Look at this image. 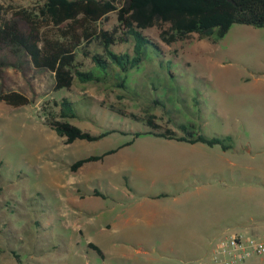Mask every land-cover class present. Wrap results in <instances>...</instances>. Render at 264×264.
I'll list each match as a JSON object with an SVG mask.
<instances>
[{
  "label": "rangeland",
  "instance_id": "obj_1",
  "mask_svg": "<svg viewBox=\"0 0 264 264\" xmlns=\"http://www.w3.org/2000/svg\"><path fill=\"white\" fill-rule=\"evenodd\" d=\"M42 2L3 1L7 18L23 31L29 24L15 11ZM117 24L113 11L100 26ZM161 29L168 25L145 30L161 48L149 44L144 61L127 71L98 69L79 53L100 79L75 80L70 89L55 90L54 73L35 67L25 51L0 47V87L31 100L19 107L0 102V264H213L206 248L224 234L222 222L229 232L264 237V28L234 24L222 37L194 33L170 44ZM103 49L98 42L88 47L91 54ZM113 49L132 52L133 45ZM63 97L76 104L73 124L94 135L111 133L65 143L41 112L45 102ZM148 114L180 134L181 124L208 136L231 133L233 146L223 151L155 137L148 134ZM110 149L117 151L71 169ZM163 191H183L181 199L192 204L207 200L177 203L190 209L177 218L198 219L194 230L180 234L160 219L164 208L138 206ZM166 198L172 206L173 197ZM150 209L157 215L145 216Z\"/></svg>",
  "mask_w": 264,
  "mask_h": 264
},
{
  "label": "trees",
  "instance_id": "obj_2",
  "mask_svg": "<svg viewBox=\"0 0 264 264\" xmlns=\"http://www.w3.org/2000/svg\"><path fill=\"white\" fill-rule=\"evenodd\" d=\"M3 1L0 0V47L10 45L25 51L35 67L51 70L55 90L70 89L75 80L86 83L100 79L93 69L84 68L85 64L78 59L79 53L91 57L98 69L118 66L127 71L138 67L145 59L149 44L161 48V43L145 34L148 28L161 24L168 25V29L160 32L161 39L168 44L194 33L205 38L217 32L222 37L234 24L264 28V0H125L121 7L117 6V0H43L33 10L22 8L15 11L28 22L27 31L7 18ZM113 11L117 12L118 24L112 30H106L100 23ZM97 42L104 49L91 54L88 47ZM120 42H131L132 52L115 51L113 46ZM2 67L0 62V75ZM2 101L15 107L31 102L26 94L5 91L1 86ZM41 112L45 123L67 144L77 139L94 141L111 133L94 135L73 124L70 120L77 116V107L68 97L45 102ZM156 118L155 114L146 116L151 127L148 133L190 143L221 145L224 150L233 146L232 135L208 136L196 133L193 125L186 124L179 126L180 134L171 128L163 129ZM116 151L110 149L102 154L85 156L74 162L71 169L76 171L85 163L102 160ZM95 195L104 196L100 191H95ZM89 246L104 258L98 245L90 242Z\"/></svg>",
  "mask_w": 264,
  "mask_h": 264
},
{
  "label": "crops",
  "instance_id": "obj_3",
  "mask_svg": "<svg viewBox=\"0 0 264 264\" xmlns=\"http://www.w3.org/2000/svg\"><path fill=\"white\" fill-rule=\"evenodd\" d=\"M149 134V133H148ZM154 135V134H153ZM206 135V134H205ZM227 135H232L231 133H228V134H219V135H216V136H227ZM155 137H160V136H156L154 135ZM233 136V135H232ZM163 138V137H162ZM164 139H167V138H164ZM169 141H175L177 143L182 144V143H187V144H191V145H197V144H200L203 142H195V143H190V142H187V141H180V140H176V139H167ZM201 145V144H200ZM211 149H214V146H210ZM223 149V148H222ZM223 151H225L223 149ZM152 159L151 160H161L162 158L159 157V156H152L151 157ZM181 192H176V193H172V192H168V191H163L162 193L160 194H157V195H154L152 196V200H146V202L142 201L138 204L139 207H147V208H150V207H154V206H158L160 208H164V212L163 214L160 216V219H164V217L166 218L165 220H163L164 224L167 223V224H172L174 223L175 224V229L173 231H179L180 234H182V231H185V230H194L193 227L196 226V224L198 223V219H183L182 221H186L185 224H182L183 222L180 220V218H177L176 214L178 213H187V212H190V209H185V210H181L180 208L177 207V203H181V202H184L185 205H186V202H188V204H192V202L190 203V199H181ZM164 194V195H163ZM173 197L172 198V201L171 202H174V204L172 206L169 205V200L166 198V197ZM158 199V201H157ZM192 205H196V206H202V205H208L207 203V200H199L198 202L192 204ZM145 213V216L147 215H157V212L154 211L153 209H150V210H145L143 211ZM156 212V213H155ZM166 215V216H164ZM184 215V214H183ZM144 216V215H143ZM149 217V216H147ZM168 217V218H167ZM155 219V218H154ZM228 223L227 222H222L221 223V226H224L222 228V232L221 234H223L222 236L220 235V237L218 236L219 239H222L230 234H233V233H238L236 231H232V232H229L230 231V225H227ZM151 225H154V224H151ZM221 226H219L221 228ZM181 227H182V230H181ZM212 227H216V225H213ZM179 236V235H178ZM214 237L215 238V235H211V238ZM219 239H217L219 241ZM217 242V241H216ZM216 244V243H215ZM214 240L213 241H210V243L208 244L207 248H206V251L207 253H213V250H214ZM212 263V262H211ZM199 264H202V263H199Z\"/></svg>",
  "mask_w": 264,
  "mask_h": 264
},
{
  "label": "built area",
  "instance_id": "obj_4",
  "mask_svg": "<svg viewBox=\"0 0 264 264\" xmlns=\"http://www.w3.org/2000/svg\"><path fill=\"white\" fill-rule=\"evenodd\" d=\"M253 259L257 261L252 262ZM211 261L213 264H264V237L230 234L216 243Z\"/></svg>",
  "mask_w": 264,
  "mask_h": 264
}]
</instances>
